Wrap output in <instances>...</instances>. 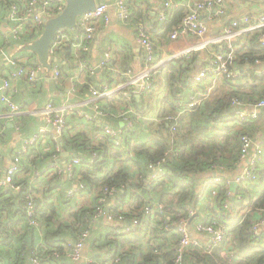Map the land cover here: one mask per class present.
<instances>
[{
  "label": "crops",
  "instance_id": "0c3cea01",
  "mask_svg": "<svg viewBox=\"0 0 264 264\" xmlns=\"http://www.w3.org/2000/svg\"><path fill=\"white\" fill-rule=\"evenodd\" d=\"M3 1L4 0H0L1 47H3L2 44L4 41L7 40L9 44L4 46V49L9 57L18 59L22 64L27 66H36L40 64L43 67V72L42 77L37 81H29L24 77L11 78L10 80L11 86L9 93L11 94V98L15 103L20 105L25 112L13 119L1 118L11 130L8 131L3 126L0 128L3 129L1 134H4V137L0 138V164L3 170L8 169L13 164V156L21 148L23 141L26 138L40 134L38 140L25 158V167H23L21 172L19 171L16 179L21 184L26 181L27 189L33 188L39 199L46 198L43 196V191L52 188L46 196L47 198H51L49 199L50 201L52 200L51 203L60 205L58 218L53 222L55 226L60 225V223L71 226L73 223L72 213L79 211L81 208L84 209L96 205L102 189L100 188L101 186H87L80 173L76 171L73 176L69 177L66 170L67 165L74 158H79L81 160L79 164H81L89 158L86 156L91 155L93 159L97 156V153L93 152L90 146L84 147V151L82 149L81 152L68 148L64 144V140L62 139L63 136L59 140H55L56 143L54 140L52 141V129L47 126L46 118L40 112L48 103H53L57 106L65 103L74 104L76 106V111L67 116L75 115V117H73L74 120L68 123L67 118L65 130H67V125L69 124L68 127L71 128L70 130L74 135L79 132L88 133L89 139L91 140L88 145L91 143L94 146L100 142L98 137L104 136L105 126H125L122 113L125 112L127 106L123 96L119 95L112 100L104 101L102 103L104 110L107 112H114V115L106 114V117L100 118H94L95 110L93 105L88 106L85 101L90 97V89L92 87L101 89L106 86L107 83L110 87H115L124 80V76L119 75L115 71L112 73L109 67L118 68L122 72H135L142 68L145 61V53L138 42V30L141 23L146 25L153 41L156 43V59H167V63L163 69H160L159 72L156 73L157 80L155 79L153 90L140 96H134L129 102L134 108V124L132 128L126 130L124 140L128 139V135L129 137L133 135L129 139H131V141L135 140L136 143L155 145L157 141L164 139L170 143L168 131L169 122L161 119L156 121L155 117L162 118L165 114L177 113L180 108V103L191 104L195 101H201L197 107L198 109L209 101L216 104L225 93L236 92L234 95H237L240 94L239 91L245 102L249 103L244 107V110L246 109L248 112H254L251 103L256 102V99L251 101V94L256 91L264 90L263 78L260 79V81H255L252 76L247 74V70L250 69L249 64L242 65L234 63L233 69L235 77L230 79V81H227V78L219 77L215 80L207 78L200 83L195 82L193 76L208 63L211 57L210 50H214L215 47L196 50L189 58L176 56L174 59H168L173 55H179L183 51L194 48L198 45L199 40L191 34L181 35L176 39L170 37V30L165 29L164 23L168 18L161 19L159 16L160 9L163 6L161 0H128L131 15L126 21L118 17L119 10L116 6L118 0H105L111 5L110 15L112 19L108 24H106L103 19L100 21V25L94 39L91 41L89 50L86 52L78 50L79 55H77L74 51L75 48L73 46H68L61 50L59 56H56L57 58L50 55V68L42 64L37 53L26 49V46L32 43L30 39L23 38L22 40H16L12 37V22L9 16L7 17L6 15L7 10L4 7ZM227 4L228 14L224 20L213 19L214 21H211L210 18L203 15L209 27L212 28L211 34L219 31L224 22H231L245 14L264 12V0H227ZM241 45L242 44H239L238 46L241 47ZM108 47L113 49V59L109 64L101 66ZM56 60L60 63L62 68V77L58 81L54 80L52 77V65ZM81 62L91 67H99L94 72L88 71L83 73L80 72L79 63ZM173 63L178 64V67L184 68L185 71L184 77H179L177 82L171 85L168 74ZM18 68L19 66L11 65L6 56L0 54V70L4 72L5 76L12 77L11 74ZM253 71L257 75H259L257 71L264 72V63L261 68H257V71H255V69H253ZM185 77H188V81L191 83H188ZM87 80L93 81L94 84L90 83V86L92 85L91 87L86 86L88 83ZM192 81L195 83V86L191 85L193 83ZM176 92H178V97L173 98L172 95H175ZM1 94L0 92V115L9 110L8 105L1 101ZM134 98H136L138 102L134 103ZM31 110H36V112H31ZM258 114L259 116L256 119L241 122L231 111L224 119L218 117L216 119L217 121L214 120L210 122L207 128L210 130V135L212 134L211 137L217 141L223 140V137L228 134H243L247 132L256 141L255 144L258 145V143H264V108L260 110ZM183 122H187L188 127L194 125L191 117L187 113L182 117L180 126L181 124L184 125ZM195 125H197V123ZM45 128L47 131L45 133L41 132V129ZM129 131H133V133ZM199 141L200 140H198L197 144L201 143ZM155 148H157V144L153 147V149ZM87 149L89 151L85 152ZM246 163L247 161L245 159L239 157L237 162L231 166L217 163L210 171H201L192 174L197 182L196 194L198 193V205L195 206L192 200H182L178 204L180 208H185L188 212V214L184 213L186 216H189L190 212L195 213L190 216V228L194 229L195 223L198 221L206 219L217 220L215 214L209 215L206 212V208L216 204V197L223 185L230 190L231 195L237 193L238 187L248 188L253 197L249 200H244V208L242 210H237L240 211V213H254L256 215L255 223L260 220V214L262 215L261 211H254L250 206V201L257 197L260 188L257 186L253 192L249 181L242 184L237 182V179L243 174ZM259 165L261 168H264V162ZM129 169L131 172L135 173L133 180L137 182L139 175L143 172L138 171L133 163L129 164ZM218 179L219 182H217ZM205 183H208V185L204 188ZM69 184L70 186L68 187ZM80 184H83L84 187L79 188L77 193L70 197L68 195L69 191L77 188ZM261 184L264 186V182ZM111 188L116 189L113 196L109 198L111 207L116 204V207L120 208V213L124 212L127 214L131 211L134 215L139 213V208L134 203L132 192H130V196L127 195V197H122L123 195L121 196V192L124 191L122 186H113ZM173 191L177 192L178 189L175 188ZM174 192L171 191L169 194L170 199ZM179 215L181 216L182 214H178V216ZM3 217L10 220L14 236L26 233L29 228L34 230L41 239L46 236L45 224L42 222H40L41 225L39 226H33L30 224L29 219H26L27 217L24 216L21 218L19 216H14L13 212H5ZM146 217L151 218L149 216ZM170 219L171 216L168 215V220ZM177 219L175 221L171 219L172 223L166 224V227L171 229L172 226L175 227V230L168 232L165 229L166 227H164L165 222L163 227H160V231L165 229L167 233L164 235L161 232V234L164 236H171L172 233H178V226L176 225ZM149 221L151 223H149L150 225L147 223H143L142 225L146 234H149V229L156 225L152 218ZM125 224H129V222L109 221L104 217L95 220L92 224L90 238L86 241L82 249V259L80 261H75L69 256H57L55 261H58L57 264H86L88 260H104L110 257L114 253L107 254L109 253L107 248L99 249L95 245V242L99 238H106L104 235L110 233L113 229L118 232ZM78 233L79 232L73 231L72 228L65 227L64 225L59 233L60 235L54 234L53 237L55 242L59 243L74 242L78 239ZM160 235L156 234L155 237H159ZM192 237L201 241L203 244L209 241V235L203 233L193 231ZM114 238L126 239V237L124 238V236L120 235ZM28 239H30L29 242H32V236H28ZM148 241L146 237L144 239V251L149 249L148 245H150L151 242ZM166 246L169 245L167 244ZM126 249H130V247H126ZM54 263L55 262L52 264Z\"/></svg>",
  "mask_w": 264,
  "mask_h": 264
},
{
  "label": "trees",
  "instance_id": "16d2710c",
  "mask_svg": "<svg viewBox=\"0 0 264 264\" xmlns=\"http://www.w3.org/2000/svg\"><path fill=\"white\" fill-rule=\"evenodd\" d=\"M3 4L8 17L12 11V6L15 4L21 8L23 2L22 0H4ZM187 13L188 10L185 6L175 9L167 21L164 22L165 29L170 30L171 33ZM68 30L71 31L72 29ZM23 38L30 39L27 35ZM7 44L9 42L6 40L2 44L3 47L0 44V48H5L4 46ZM239 44L242 45L237 50L235 63L249 64L250 69L247 70V74L252 76L255 81L264 79V76H259L253 71V69L257 71L259 66L257 61L264 62V47L259 43L257 33H245L235 43L236 46ZM184 71V68H179L178 64L173 63L168 74L170 84L176 83L179 77H184ZM185 78L188 83H191L188 81V77ZM155 79L157 80V77ZM87 81L86 86H90V83L94 84L91 80ZM227 81H230V79H227ZM191 85L195 86V83L193 82ZM235 93H225L216 104L209 101L202 107L187 112L194 125L188 127L187 122H183L184 125L181 124L177 132L178 138L173 142L174 152L169 154L161 174L153 180L152 184L147 183L150 174L149 165L163 158L171 148L172 145L166 139L157 141V148L153 149L156 144H142L136 143L135 140L131 141L129 138L133 135H130V137L128 135V139L124 140L121 146H116L112 138L101 136L102 138L98 137L100 142L94 146L91 143L88 145L91 142L88 133L79 132L74 135L70 130L71 128L68 127L69 124L67 125V130H65L62 139L68 148L81 152L84 147L90 146L92 151L97 153L96 158L92 159L91 155H88L86 157L89 158L75 167V171L80 173L87 186H101V189L122 186L124 191L121 192V196H130V192H132L135 205L139 208V213L136 215L132 211L125 213L126 220H131L134 217L141 220V224L138 225L136 231L130 235H120L126 237V239L114 238L118 234L113 229L110 233L104 235L106 238H99L95 242L99 249L107 248L109 251L107 254L114 253L110 256V259L119 257V262L113 264H176L174 246L178 243L180 235L179 233H172L171 236H164L167 232H165V229L160 231V227H163L165 222V224H170L172 220L175 221L180 216L178 214H188L185 208L178 206L182 200H192L195 206L198 205L197 182L192 174L210 171L217 163L231 166L239 159L241 133L228 134L223 137V140L217 141L211 137L212 134L210 135V130L207 128L210 122L217 121L218 117L224 119L231 111L234 114V108L231 105L232 97L239 95L238 97L243 99L240 91V94L234 95ZM251 95L250 100L254 101L256 99L257 101L264 97V90L256 91ZM172 96L173 98L178 97V92ZM133 102L138 101L134 98ZM73 117L75 115L67 117L68 123L74 120ZM2 120L0 118V128L3 126L8 131L11 130L6 126V122ZM196 123L197 125H195ZM129 132L133 133V131ZM1 133L0 138H3L4 134ZM198 140H200V144H197ZM54 142L56 143L55 140ZM34 144L29 147L26 154L21 155L20 172L25 167V158ZM131 163L137 167L138 171L143 172L139 175L137 182L133 180L135 173L129 169ZM16 178L15 182L21 184ZM248 181L253 192L257 186L260 188L257 197L250 201L252 210L259 212L264 209V186L261 184L264 182V168L258 165L256 179ZM21 185L22 189L19 191L0 186V264H32L34 257L40 260V264H52L53 262L57 264L58 261H55L57 256L54 255V252L56 250L62 251L65 242H55L53 235L59 234L64 225L72 228L73 231L79 232L78 234L90 227L91 221L89 220L93 217L94 209L98 203L72 213L73 223L71 226L61 223L55 226L53 222L58 218L60 205L51 203L52 200H49L51 198L46 196L52 188L45 189L43 196L46 198L39 199L38 197L34 203L35 217L45 224V238L38 237L31 228L24 234L14 236L10 220L4 218L3 215L5 212H13L14 216L21 218L25 216L26 219H29L26 214V181ZM175 188L178 189L177 192L173 191ZM171 191L174 193L170 199L169 194ZM250 192L248 188L238 187L237 193L231 195L230 190L225 185L221 186L216 197V204L206 208V212L209 215L215 214V218L220 223L230 227L227 238L212 254L205 253L199 247H189L184 256L186 264H264V228L260 233H255L256 215L248 213L242 217L240 211H238L244 208V200L253 197ZM146 197L165 204V214L159 215L157 219H152L156 225L149 229V234H146L144 228H142L143 223L151 224L149 221L151 218H147L142 210V207L147 203ZM168 215L171 216L172 220H168ZM173 230H175V227L171 226L168 232ZM156 234L161 235L155 237ZM28 236H32V242H29ZM146 237L147 241L149 240L148 242L151 243L148 245L149 249L144 251V239ZM228 243L231 249L237 250L240 254L241 258L237 261L227 260L221 255V249ZM167 244L169 246H166ZM126 247H130V249H126ZM66 256L64 254L60 257Z\"/></svg>",
  "mask_w": 264,
  "mask_h": 264
},
{
  "label": "built area",
  "instance_id": "2783aa9c",
  "mask_svg": "<svg viewBox=\"0 0 264 264\" xmlns=\"http://www.w3.org/2000/svg\"><path fill=\"white\" fill-rule=\"evenodd\" d=\"M163 6L160 9L159 16L161 19H167L176 8L185 6L188 13L183 17L182 21L172 30L170 37L176 39L181 35L191 34L195 36L199 43L194 48H190L183 51L179 55H173L168 59H174L178 57H191L192 53L196 50L209 49L215 47L214 50H210V60L208 63L193 76L195 82L200 83L204 79L211 78L217 79L224 77L232 79L235 77L234 63L236 60L237 50L240 46H236L235 43L245 33H257L259 43L264 47V12L257 14H245L231 22H224L222 28L216 33L211 34V29L205 20L204 16L213 19L224 20L228 14L227 0H161ZM23 5L21 8L18 5L12 6L9 19L12 22L11 35L16 40H22L25 35L30 37V41L33 42L40 37L45 27V23L49 18L60 14L65 6V0H22ZM110 4L106 1L97 3L94 10L86 11L78 17V23L75 29L71 31L68 28H61L57 30L56 37L50 47L51 56H59L61 50L68 46H73L74 51L78 54V50L86 52L89 50L91 41L94 39L100 21L103 19L106 24L110 23ZM116 6L119 10L118 17L126 21L131 15L130 5L128 0H118ZM204 15V16H203ZM203 17V18H202ZM214 21V20H213ZM138 42L145 53V61L141 69L138 71H126L122 72L118 68L109 67L112 73L115 71L119 75L124 76V80L117 84L115 87H110L107 83L103 88L92 87L90 89V97L85 101L88 106L93 105L95 110L94 118L106 117L105 115H114V112H107L103 108V102L112 100L117 96H123L126 102L127 109L122 113L125 126L123 127H104V136L106 138H112L116 146H121L124 141L126 130L132 128L134 124L133 112L134 108L129 103L134 96L143 95L151 92L154 88L156 73L166 65L167 59L157 60L156 43L153 41L149 29H147L144 23H141L138 30ZM82 53V52H81ZM0 54L6 56L8 62L11 65L19 66L11 75L12 77L5 76L4 72L0 70V92L1 101L8 105L9 110L0 115V118L13 119L16 116L22 115L25 111L20 105L15 103L10 90L11 78L24 77L29 81H37L42 77L43 67L40 64L26 66L22 64L18 59H13L5 53L4 48H0ZM56 57V58H57ZM113 59V49L108 47L105 52V58L101 63V66L109 64ZM258 68H261L263 63L257 61ZM80 72H94L99 66L91 67L88 64L79 63ZM108 67V66H107ZM53 79L58 81L62 77V71L60 63L56 60L52 65ZM261 76H264V72L257 71ZM201 101H195L190 103H180L179 110L175 114H165L161 117H155L156 121L164 120L169 122V139L171 148L166 152L163 158L155 163L149 165L150 174L147 183L152 184L153 180L161 174L163 165L168 159L170 153L174 152L173 142L177 140V132L180 127V121L182 117L189 111L197 109ZM244 100L238 96H233L231 99V105L234 108V115L240 119L241 122L249 121L251 119L258 118V112L264 108V97L251 103L254 112H248L244 107L248 105ZM76 111V106L71 103H65L62 105H54L48 103L46 107L40 112L46 118L47 126H52L53 139L59 140L65 131L67 124V116L70 113ZM36 112V110H31ZM43 133L47 129H41ZM2 129H0V133ZM40 134H36L30 138H26L23 141L21 148L13 156V164L3 170L0 164V186L6 187L13 191H19L22 189V185L15 182V178L20 171L21 155L26 154L29 147L34 144ZM100 138H102L100 136ZM241 141V153L240 157L247 161L243 174L237 179L239 184H242L248 180H254L257 177V167L260 163L264 162V143L255 144L253 137L246 133H243L240 138ZM59 148V147H58ZM89 150H85L88 152ZM95 156L94 158H96ZM81 160L74 158L67 165V174L69 177L74 175L75 166L79 164ZM219 182V179L217 180ZM208 183L204 184V188ZM84 185L80 184L77 188L71 189L68 193L70 197L74 196L79 188H83ZM116 189L111 187H105L99 194L98 204L93 213V217L89 220L90 227L84 229L78 236V239L74 242L64 243V249L56 250L54 255L61 256L66 254L75 261L82 259V249L84 248L86 241L90 238L91 227L95 220L104 217L109 221L129 222L120 229L118 235L131 234L138 229V225L141 224V220L138 217H134L131 220H126L127 216L124 212L120 213V208L116 207V204L111 207L109 198L113 196ZM37 195L33 188L27 189L26 193V214L29 218V222L33 226H39L40 221L35 217V201ZM146 204L142 207L145 216H149L152 219L158 218V216L165 214V204L163 202L146 199ZM135 203V199H134ZM122 210V209H121ZM190 212V211H189ZM264 215V209L261 210ZM195 214L190 212L189 216L182 214L178 217L176 225L180 235L178 243L174 246L175 249V263L186 264L184 258L188 248L199 247L203 249L205 253L212 254L215 249H218L223 241L227 238L230 227L222 224L214 219H206L195 223L194 229L190 228V216ZM248 213H240V216H245ZM260 214V220L254 223V232L260 233L264 227V216ZM167 225L165 224L164 227ZM170 230L168 227L165 228ZM203 233L209 235V241L203 244L201 241L192 237V232ZM159 250V248H157ZM221 255L230 261H237L241 258L239 252L235 249H231L229 243L221 249ZM114 258V257H113ZM110 257L104 260H88L86 264H113L119 262V257L114 259ZM32 264H40V260L36 257L32 259Z\"/></svg>",
  "mask_w": 264,
  "mask_h": 264
},
{
  "label": "water",
  "instance_id": "95a60500",
  "mask_svg": "<svg viewBox=\"0 0 264 264\" xmlns=\"http://www.w3.org/2000/svg\"><path fill=\"white\" fill-rule=\"evenodd\" d=\"M66 6L64 10L49 18L43 29L42 34L38 39L26 46V49L31 50L38 54L42 64L47 68L51 67L50 64V47L56 37L57 30L61 28L75 29L78 23V17L90 10H94L97 3L105 0H65ZM243 68V67H241ZM52 128V126H50ZM70 184L68 185V187ZM30 240V239H29Z\"/></svg>",
  "mask_w": 264,
  "mask_h": 264
}]
</instances>
